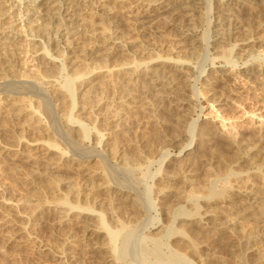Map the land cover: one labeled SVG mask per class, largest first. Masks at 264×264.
Returning <instances> with one entry per match:
<instances>
[{
	"label": "bare ground",
	"instance_id": "bare-ground-1",
	"mask_svg": "<svg viewBox=\"0 0 264 264\" xmlns=\"http://www.w3.org/2000/svg\"><path fill=\"white\" fill-rule=\"evenodd\" d=\"M13 2L0 0L4 54L0 55V132L14 144H0V156H20L31 163L33 172L25 180L32 185L31 192L17 200L0 198V225L7 243L23 233L24 221L32 223L46 215L60 230L69 229H64V236L61 230L62 237L50 248L38 243L41 252L52 253L59 264H71L69 249L80 245L102 264H264V117L250 112L249 121L257 129L247 138L237 134L235 125L227 126L216 108L235 107L228 104L236 94L216 89L221 96L214 99L216 83L238 79L246 84L251 78L257 88L264 87V32H260L264 0H34L26 6ZM123 3L129 5L130 37L112 29L118 25L115 20L123 18L118 8ZM211 6L216 10L213 17L217 15L213 23L209 21L214 44L208 42L205 48L206 39L196 26L205 7L212 11ZM25 10L28 23L19 18ZM239 10L246 17L242 22L258 24L252 28L261 35L251 32V24L242 33L238 28L222 29L221 13L240 27ZM143 19L163 20L174 27L176 37L164 33L171 40L137 46L138 34L133 32ZM208 48L214 54L226 50L229 57L223 58L219 69L212 64L208 76L202 69L200 86L193 90L192 61ZM67 71L62 88L54 79ZM32 85L43 87L53 120L42 116L40 102L30 94L25 97ZM191 90L199 100L191 98ZM261 95L264 100V92ZM200 100L211 103L202 125L200 115L196 121L187 116ZM53 123L61 138L86 155L57 144ZM145 128L151 130L149 137ZM168 132L177 135L167 139ZM25 135L35 141L24 142ZM166 141L181 142L183 159L159 167L148 186L138 165ZM196 142L207 145L206 153L191 160ZM32 149L43 153L42 163L24 153ZM112 170L127 174L117 179ZM65 173L76 181H65ZM20 209L26 212L19 213ZM71 227L79 229L81 238L73 237ZM237 232L240 236L235 239ZM101 236L105 247L96 242ZM130 248L135 258L125 259Z\"/></svg>",
	"mask_w": 264,
	"mask_h": 264
},
{
	"label": "rangeland",
	"instance_id": "rangeland-1",
	"mask_svg": "<svg viewBox=\"0 0 264 264\" xmlns=\"http://www.w3.org/2000/svg\"><path fill=\"white\" fill-rule=\"evenodd\" d=\"M12 1H14L13 3L15 5L17 3H19L21 5L23 4L24 6H26L34 0H12ZM128 6L129 5H127L126 3L119 5V7H118L119 10L122 11V13H124L123 18H119L118 20L116 19L117 21L115 20L116 23L114 22V25L115 24H118V25H115V27H113L112 29L113 30L115 29L117 31L119 30L120 32L125 31L124 32L125 34L128 32L127 34L130 37L131 36L130 31L131 30L128 28V25L126 24L127 21H129L128 19H130V18H128L130 15V14H128L129 13V7ZM212 8H211L212 11H210V7H205V9L203 10L204 15L202 16L201 20H199L198 25L196 26V29L200 32L201 36L204 39H206L205 48L208 45V42H209V45H211V46L214 44V41L211 39L212 38V34H211L212 33V31H211L212 30V24L210 26L209 21H212V23H213V20H215L217 15L215 17H213L216 13L213 11H216V10L214 9V6ZM126 12H127V14H126ZM20 13H21V15H19V18L22 21L25 20V22L28 23L30 21V19H29V16H28L26 10L20 11ZM221 14L223 16L220 15V20H222V22H223V23L222 22L221 23H222V29L224 31L225 30L226 31L227 30H233L235 28H238L239 33H242L240 31H243V29H244V31L247 30L248 26L251 24L250 25L251 28L249 27V29L250 30L252 29L251 32L253 31L252 33L253 34L255 33L254 35H261L264 32V28L261 29V31H260L261 34H260V32H257V30H255V32H254L253 28L255 27V29H256L258 24L250 23L249 25H247L244 22V21H246L244 19L246 17L244 14H242V11H240V10L237 13L240 16L238 15L237 19H239L238 21H241V22H242V20H244L242 23L239 22L241 28L238 26L236 27L234 24L228 22V19L226 18V16L224 17V14L223 13H221ZM125 15H126V17H125ZM211 16H212V18H211ZM130 17H131V15H130ZM3 22L7 24L8 20L6 19ZM162 22H163V20L161 21V19L156 20V22L153 19L149 20V21L145 20V19L139 21V24L137 25V28H136V32L132 31L133 34H135V36L138 34L136 36V39L137 40L139 39L137 46H139L141 43L144 44L146 41L147 42H149V41H155L156 42V40H158V42H159V39H160L159 43H161L162 42L161 39L162 40H164V39L171 40L174 37H176L177 34H176V30L173 29L174 27L163 22L165 24L164 25ZM263 22L264 21L262 20L260 23H263ZM252 24H254L255 26ZM252 26H253V28H252ZM116 28H120L121 30L116 29ZM158 33H163L162 34L163 37H161ZM164 33L165 34L167 33L171 37V39H169L170 38L169 36L167 39V36H164ZM239 35H241V34H239ZM263 35H264V33H263ZM135 36H134V38H135ZM158 36H160V37H158ZM34 51H36V44L30 45V52H34ZM0 55H2V56L4 55L3 51L1 49H0ZM53 56L59 58L56 55H53ZM227 57H229V56H228V52H226V50L222 51V53L218 52L215 54H214V50L212 48L205 49L204 51L200 50L199 59L196 62L191 60L195 64V67H196V73L194 74V77L191 79V83H190L191 87L193 86V90H194V86H198V87L200 86L199 85V82L201 79L200 76H201V73L203 70H205L204 75L208 76L210 74L212 64H214L215 68L219 69L220 67L224 66L223 58H227ZM22 60L23 59H21L19 61V64L22 62ZM242 67L243 66L237 67V69H239L238 72L242 71ZM34 68L36 69V67H34ZM69 73H70V71H67L65 73L60 72V74L55 77V79H54L55 82L57 84H59L60 87L64 88L67 84L66 80H67V77L69 76ZM198 77H199V81H198ZM243 82H245V81L235 79V81H230V83H228V84L224 83V85H222L223 83H216L218 85H215L216 86L215 90L221 89L220 91L218 90V92L222 93V91L225 92V90H227V92H226L227 95L230 92L233 95H235V94L237 95V97L235 95L236 99L239 98V100L234 99V101L236 100L235 103H234V101H231L230 102L231 104L230 103L228 104L229 107L235 106L233 108H228V106H217L216 108L219 110L218 115H220V117L223 118L224 120H227L225 123L227 126L231 125V124H232V126L235 125L236 127H238L236 129L239 130V131L238 130L236 131L237 134L242 135V136L247 135V138H249L248 135L252 136L253 133L255 134L256 129H257L253 125L254 123L252 121H249L250 120L249 119L250 112L252 114L258 116V117H262V118L264 117V103H263L264 100L262 98L263 95H261V93L263 94V92H264L263 91L264 87L260 86V88H259V86H258V88H257V84H255L251 78H248V81H246V84ZM239 83H240V85H239ZM220 86H223V87H220ZM228 86L231 89H229ZM224 87H225V89H224ZM42 88L43 87H41L39 85H32V88H27L26 92H24L25 97L27 98V96H29L28 94H30L32 96V100H36L37 102H40L42 105L41 106L42 116L48 117L50 120H53V113L51 112L49 107H47L48 103H47V100H45L43 97ZM222 88H223V90H222ZM261 88H262V90H261ZM228 89L231 91H229ZM193 90H191L192 97H191V93L189 94L190 97L193 98V100L194 99L199 100L197 92H195V91L193 92ZM216 92H217V90H216ZM218 92L216 93L217 95L215 94L216 97H214V99H216L217 97H218V99H220L221 95H219L220 93H218ZM232 94H230V95H232ZM255 94L258 95L257 98H256ZM254 97L256 98V100ZM259 98H261L262 101L258 100ZM198 104L199 105H197V108L195 107L196 110L195 109L190 110L188 112L187 116H189L188 117L189 121H191V120L196 121L200 115L199 125H202L203 123L206 122V120H208L205 115L208 113V108L210 107L211 103H209L208 101L200 100V101H198ZM236 104H237V107H236ZM220 107H222V108H220ZM238 107H242V108L239 109ZM258 108H259V110H258ZM236 110H237V112H236ZM243 115H244V117H243ZM238 117H240V118H238ZM234 118H237V119H234ZM144 121H145V119L142 120V122H144ZM14 125L19 126L20 124L17 122H14ZM53 126L54 127L52 129V134H53V137H54L53 139L55 140V142L59 145H62L64 148L70 147L71 149L73 148L72 150L75 149L78 152H76L75 150L73 152L76 153L77 155H80L79 154V153H81L80 148H78V147H77L78 149L75 148L76 147V146L74 147L75 144L73 145L72 143H69L67 138L66 139L61 138L58 126L55 125L54 123H53ZM254 127H255V129H254ZM89 129H90V126H87L83 129V131L85 132V142L86 143L89 142V136H88V130ZM145 129H144V135L146 133V136L149 137L151 130H149L148 128H145ZM252 130H253V132H252ZM241 132H243V133H241ZM176 135H173V133H171V132L169 134V132H168L167 133V139H171V136L173 138ZM23 139H24V142H26V143H30V142L35 141V138L32 135H25L23 137ZM7 141H8V138L0 132V144L1 145L9 144V145L14 146V144L8 143ZM198 143L196 142L191 146V149H193L195 147V149L197 151V152L194 151L190 155L191 160L192 159L196 160L195 158H200L202 155H204L206 153L207 145L206 146L201 145V147H200L199 146L200 143L199 144ZM181 146H182L181 142H178V141H175L173 143L166 141L165 144L164 143L159 144L155 148V152L151 155V157H150L151 160H150V158H148V161L146 159H144L142 161V163H140L138 165L139 172H141V174L144 176L146 185L149 186L152 184L150 181V177L156 173V171L159 169V167L162 166L165 169V168H167L165 166V163H170L173 160L177 161V160L183 159L182 158L183 154L180 153L181 149H179V148H181ZM189 148H190V146L186 147V149H189ZM16 149H19V148H16ZM19 151L22 152V148H20ZM82 151H83V153H81V154L86 155L87 152L84 153L85 150H82ZM24 153L35 158L38 162L42 163V160H43V153L42 152L32 149V150H25ZM167 153L169 154V155H167L168 157H166V156L164 157V155H166ZM199 155H200V157H199ZM70 158H75V157L72 156ZM77 158H79V157H77ZM79 159L81 160V162H83V160H84L83 157H80ZM171 166H173V165H170V167ZM32 170L33 169H32L31 163L28 162L26 159L20 157V156L19 157L15 156V155L2 156L0 158V198H2L4 200H6V199L7 200H13V199L15 200L16 199L17 200V199H21L27 193L31 192L30 190L32 189V185L30 183H28V181L25 182V180L28 179L27 176L31 172H33ZM112 171L114 172V173L112 172L113 176L117 179H122L127 174V173L124 174V171L123 172L122 171H114V170H112ZM63 176L65 177V179L67 177V179L65 181H67V180L68 181H76L74 179V177H72L71 175H68L66 173L63 174ZM221 177H222V174H221ZM68 178L71 180H69ZM35 182L38 183V181H35ZM27 183H28V185H27ZM39 185H45V182H40ZM143 186H145V185H143ZM143 190L144 189L142 188L140 191L143 192ZM18 212L24 214L26 211H25V209H20V210H18ZM153 216H155V215H153ZM153 216H151L150 219ZM0 221H1V216H0ZM54 223L55 222L52 220V218L50 216H46V215L38 216L37 220L33 221L32 223L24 221L23 233L18 234L16 237V240H14L12 242H8V243L4 237V235L6 234V230L3 228V226L0 225V264H59L57 262L56 258L54 256H51L52 253L46 254V252L45 253L41 252V249L39 248L40 245H38V243L40 242V243H42V244H44L50 248V246L55 244L56 241H54V240H57V242H58L60 236L61 235L64 236V234L66 233L65 230H69L68 228H64L65 230L63 228H61L62 231H65V232H61L60 228H57L56 225H54ZM34 225L37 229L34 227ZM243 227L245 228V230H247L249 228L245 224H242V228ZM70 230L72 233L74 232V233L78 234L80 232L79 229H77V228L75 229V227H71ZM238 232H239V230H238ZM238 232L236 233V235H234L235 239H237V237L240 236ZM59 233L61 235H58ZM62 233H64V234H62ZM74 233H73V237L75 239L81 238L79 236V234L81 232L78 235L77 234L75 235ZM80 235H82V233ZM234 236H232L233 239H234ZM262 237L263 238H261V240L264 241V236H262ZM101 238H104V236L97 238L96 242L98 245L100 244V246L105 247L107 245L106 244L107 241L105 240V238L103 240H101ZM235 239H234V241H236ZM53 242H54V244H53ZM236 244L239 248L238 243H236ZM81 247L84 248L82 245H80V247H76L73 249L71 248L72 251H71V249H69V254H72L71 256L69 255V259L71 260V264H102L99 262L100 259L98 260L94 254L91 255L90 252L89 253L87 252L88 250L86 248L82 249ZM78 248H81V249H78ZM78 250L86 251L87 254L84 253L83 251L79 252ZM130 250L131 251H128V253L126 254L125 259H126V257H128L127 259H130V260L135 258V253L133 252V250L131 248H130ZM131 255H134V256H131ZM93 256H95L96 258ZM70 257H72V258H70ZM105 264H110V263H105Z\"/></svg>",
	"mask_w": 264,
	"mask_h": 264
}]
</instances>
